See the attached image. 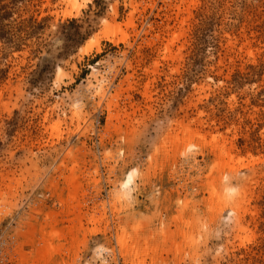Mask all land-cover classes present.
Wrapping results in <instances>:
<instances>
[{
	"label": "rangeland",
	"instance_id": "1",
	"mask_svg": "<svg viewBox=\"0 0 264 264\" xmlns=\"http://www.w3.org/2000/svg\"><path fill=\"white\" fill-rule=\"evenodd\" d=\"M54 217L53 264H264V0H0V264Z\"/></svg>",
	"mask_w": 264,
	"mask_h": 264
},
{
	"label": "bare ground",
	"instance_id": "2",
	"mask_svg": "<svg viewBox=\"0 0 264 264\" xmlns=\"http://www.w3.org/2000/svg\"><path fill=\"white\" fill-rule=\"evenodd\" d=\"M70 1H72L73 3H75L77 0H70ZM101 91V90H100ZM186 127V126H185ZM187 128H185V130H186ZM185 130H183V132H182V134L185 132ZM188 131V130H187ZM185 132V133H188V132ZM190 132V131H189ZM195 134H197L196 132H194ZM189 134V133H188ZM194 134V135H195ZM199 134V133H198ZM190 135V134H189ZM187 136V135H185L184 137L185 138H183V139H185V140H187V142H188V145H189V143L191 144V139L193 140H195V142L194 141H192L194 144H195V147L196 148H199V149H203L205 146H210L211 147V149L213 150V152L215 153V155L217 156V158H218V160H217V164H218V162H219V164L221 165V163H222V160L223 161H225L224 159H222L221 160V158H223V155H225L226 154V156L228 157V159L231 157V155H230V157H229V154H227L225 151L226 150H228L227 148L226 149H224L225 148V146H224V144L222 143H218V141L215 139V137L212 139L211 138V140L212 141H208L207 143H206V141L204 140V142L203 141H201L202 139H204V137L202 136H200V135H195V136H193V135H190V136ZM187 136V137H186ZM200 136V137H199ZM213 137V136H212ZM186 138H188V139H186ZM202 138V139H201ZM189 140H190V142H189ZM222 141V140H221ZM223 141H225V140H223ZM186 142V141H185ZM192 143V144H193ZM186 144V143H185ZM193 144V145H194ZM187 145V144H186ZM230 152V151H229ZM233 160V159H232ZM226 162V161H225ZM215 164H216V162H215ZM218 164V165H219ZM223 165H224V162H223V164L221 165L222 167H223ZM221 166H218V168L219 167H221ZM225 167V166H224ZM221 169V168H220ZM219 169V170H220ZM215 170V169H214ZM217 170V169H216ZM72 178V177H71ZM128 183H130V181H127ZM128 183H127V185H128ZM73 187H74V185H73ZM212 188V187H211ZM75 191V190H74ZM73 194L75 195V193L73 192ZM69 195V194H68ZM73 195V196H74ZM213 195H215V194H213ZM75 197V196H74ZM215 198V197H214ZM213 198V199H214ZM66 199H68L67 197H66ZM217 199V198H216ZM69 200V199H68ZM68 200H66V201H68ZM61 201V200H60ZM68 203V202H67ZM67 208L68 209H71L72 208V206L71 205H67ZM66 208V209H67ZM69 211H71V210H68V212ZM53 215V214H52ZM50 220V219H49ZM54 220H55V217H54ZM59 221V220H58ZM58 221H53V222H51V221H49V222H51V223H49L48 225H47V229H46V232H45V234H43L44 236H45V243L44 244H46V246H45V248L43 249L44 251L43 252H45V258H46V260H45V263H42V264H49V262L51 261V263L50 264H53L52 263V261H55V256H56V246L57 245H59V242H61V240H62V236H60L61 234L59 233V232H61V231H59V230H57V228H60V227H58ZM47 223H48V221H47ZM45 225H46V223H45ZM44 227V226H43ZM42 227V228H43ZM72 228V227H71ZM38 230H39V228H38ZM43 230V229H42ZM72 232V235L73 236H75L76 238H77V233H78V231L77 230H72L71 231ZM63 233V232H62ZM185 233H186V231H185ZM41 234V233H40ZM39 234V235H40ZM187 234V233H186ZM43 237V236H42ZM187 237H189V238H185V243H183V246L184 247H186V246H188V250H191L190 248H191V239H190V235L189 236H187ZM40 238V237H39ZM65 240V239H64ZM36 242V241H35ZM62 243H63V241H62ZM123 243H124V237L122 236V237H120V240H119V246H122L123 245ZM175 243V242H174ZM41 244H42V242H41ZM40 244V245H41ZM43 244V245H44ZM122 244V245H121ZM184 244H186V246L184 245ZM62 245V244H61ZM133 245V244H132ZM181 245V244H180ZM174 246V245H173ZM175 246H176V244H175ZM179 246V245H178ZM178 246H176V248H178ZM40 247V246H39ZM42 247H44V246H42ZM123 247V246H122ZM127 247V246H126ZM130 247V246H129ZM148 247V246H147ZM181 247V246H180ZM133 248V247H132ZM156 248V247H155ZM42 249V248H41ZM151 249V248H150ZM143 249V250H141V252H138V251H132V249H131V251H132V253H131V251L130 250H128V252H130L129 253V261H130V264H144V258H146V257H148V256H150V259H151V262L154 260V258H153V256L154 255H156L155 254V251H156V249H155V251H154V248H153V250L151 249ZM124 250V249H123ZM173 250H174V247H173ZM176 250V249H175ZM174 250V251H175ZM179 250V249H178ZM185 250V249H184ZM125 251V250H124ZM127 251V250H126ZM181 250H179V252H180ZM187 251V250H186ZM185 251V252H186ZM42 252V251H41ZM157 252V251H156ZM178 251H176V254H178L177 253ZM189 252V251H188ZM37 253V252H36ZM40 253V252H39ZM44 258V259H45ZM53 259V260H52ZM42 260H43V258H42ZM35 262H36V260H35ZM42 262V261H41ZM44 262V261H43ZM154 262V261H153ZM38 263V262H37ZM40 263V262H39ZM41 264V263H40Z\"/></svg>",
	"mask_w": 264,
	"mask_h": 264
}]
</instances>
